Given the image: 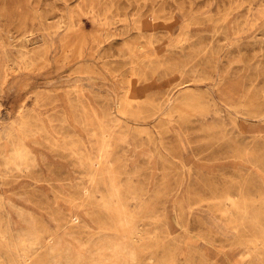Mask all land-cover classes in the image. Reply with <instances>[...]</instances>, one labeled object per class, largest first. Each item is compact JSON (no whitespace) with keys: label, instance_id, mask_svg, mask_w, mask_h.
I'll return each mask as SVG.
<instances>
[{"label":"rangeland","instance_id":"rangeland-1","mask_svg":"<svg viewBox=\"0 0 264 264\" xmlns=\"http://www.w3.org/2000/svg\"><path fill=\"white\" fill-rule=\"evenodd\" d=\"M263 228L264 0H0V264H264Z\"/></svg>","mask_w":264,"mask_h":264},{"label":"bare ground","instance_id":"bare-ground-1","mask_svg":"<svg viewBox=\"0 0 264 264\" xmlns=\"http://www.w3.org/2000/svg\"><path fill=\"white\" fill-rule=\"evenodd\" d=\"M119 198H120V197H119ZM119 203H120V202H119ZM120 204H122V203H120ZM240 207H241V206H240ZM240 207H239V208H240ZM123 210H124V209H123ZM235 211H236V210H235ZM246 216H247V215H246ZM121 218H122V217H121ZM128 218H129V217H128ZM244 218H246V217H244ZM130 219H131V218H130ZM126 221H127V220H126ZM126 221H125V222H126ZM113 223H114V222H113ZM121 223H122V222H121ZM121 223H120V224H121ZM253 223H254V222H253ZM256 223H258V222H256ZM112 225H113V224H112ZM114 225H115V224H114ZM117 225H118V224H117ZM121 225H122V224H121ZM126 225H127V224H126ZM258 225H260V224H258ZM125 227H126V226H125ZM112 228H113V226H112ZM263 229H264V228H263ZM130 236H131V235H130ZM130 238H131V237H130ZM131 243H132V242H131ZM118 244H119V243H118ZM111 246H112V245H111ZM148 247H149V246H148ZM137 248H138V247H137ZM137 248H136V249H137ZM139 248H141V247H139ZM139 248H138V249H139ZM116 249H117V248H116ZM118 249H119V248H118ZM136 249H135V250H136ZM123 252H124V251H123ZM105 257H106V256H105ZM109 257H110V256H109ZM110 259H111V258H110ZM131 259H132V258H131ZM116 260H117V259H116ZM114 261H115V259H114ZM131 261H132V260H131Z\"/></svg>","mask_w":264,"mask_h":264}]
</instances>
